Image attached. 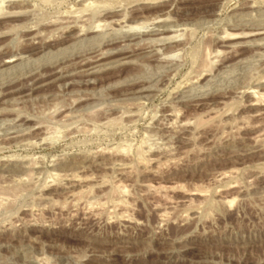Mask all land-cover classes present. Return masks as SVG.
<instances>
[{
	"label": "rangeland",
	"instance_id": "1",
	"mask_svg": "<svg viewBox=\"0 0 264 264\" xmlns=\"http://www.w3.org/2000/svg\"><path fill=\"white\" fill-rule=\"evenodd\" d=\"M0 15V264H264V0Z\"/></svg>",
	"mask_w": 264,
	"mask_h": 264
},
{
	"label": "bare ground",
	"instance_id": "2",
	"mask_svg": "<svg viewBox=\"0 0 264 264\" xmlns=\"http://www.w3.org/2000/svg\"><path fill=\"white\" fill-rule=\"evenodd\" d=\"M2 4V3H1ZM9 15L11 14L10 12L8 13ZM1 16V15H0ZM1 17H3V16H1ZM158 21V20H157ZM69 27V26H68ZM67 28V27H66ZM261 33V32H260ZM264 34V33H263ZM237 35V34H236ZM261 35V34H260ZM255 36V35H254ZM238 37V36H237ZM11 56V55H10ZM9 57V56H8ZM12 57V56H11ZM11 57H9V59H6V60H4L2 63H4V64H10V63H12V62H14V59H12ZM257 95V94H256ZM254 103V102H253ZM232 175V174H231ZM73 184V183H72ZM195 193V192H194ZM203 194V193H202Z\"/></svg>",
	"mask_w": 264,
	"mask_h": 264
}]
</instances>
